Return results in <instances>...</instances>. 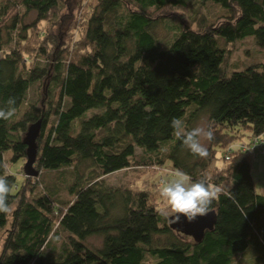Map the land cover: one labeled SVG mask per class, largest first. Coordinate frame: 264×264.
<instances>
[{
    "label": "trees",
    "instance_id": "1",
    "mask_svg": "<svg viewBox=\"0 0 264 264\" xmlns=\"http://www.w3.org/2000/svg\"><path fill=\"white\" fill-rule=\"evenodd\" d=\"M197 3L218 15L190 28L166 13ZM64 6L62 26L71 15L66 0H0V108L14 98L16 109L0 120V175L6 169L12 189V212L0 213V264H241L247 250L252 264H264L257 155L228 152L241 132L264 135V63L224 69L237 41L251 37L264 51V0H93L87 16L79 10L82 39L67 52L41 29ZM30 13L35 19L25 24ZM174 118L187 130L206 118L214 132L206 157L182 146ZM39 119L40 173L30 186L9 166L25 161L23 135ZM167 164L171 174L179 169L224 189L199 240L170 227L157 180L132 189L104 179ZM94 236L96 250L86 244Z\"/></svg>",
    "mask_w": 264,
    "mask_h": 264
},
{
    "label": "rangeland",
    "instance_id": "2",
    "mask_svg": "<svg viewBox=\"0 0 264 264\" xmlns=\"http://www.w3.org/2000/svg\"><path fill=\"white\" fill-rule=\"evenodd\" d=\"M66 2H67V6L69 7V10L71 11V15H70V20H68V22L64 26H62L63 23L60 22V20L64 15H66V13H68V10L65 6L64 9L61 10L56 15V18H54L55 22L53 19L51 20V22L47 21L41 26V29L45 31L46 35L48 36L51 35L52 37L58 38V42L59 44H62V47L65 50V52H67L73 46L79 45V43L81 42L83 26L79 18V10L84 9L85 15L87 16V13L90 11V8L87 7V5L93 3V0H66ZM166 13H168L170 17H173L175 22L177 21V19L179 20L180 18H182V21L190 28L192 27L196 28L199 26L200 23H204L205 20L207 22L218 15L215 7L212 6L210 8L208 7V5L206 4L202 5L200 3H197L190 10L174 9V10H168L166 11ZM34 19H35V14L30 13L24 18V23L30 24ZM60 33H62V35L64 34L66 35L61 37ZM159 35L161 37L166 36V31L164 30L163 27H160ZM255 63H264V51H260V49H258L254 45L253 39L251 37H248L244 40L237 41L235 44L230 45V49L228 51V54L226 55L224 69H226L228 72L229 70L232 69L231 68L232 66H236L237 70H241ZM32 90L34 91V93H37V87L32 88ZM200 123H207L206 118H201L196 123V126ZM241 133L244 134L243 137L241 139L236 138L229 145L233 146L238 143H247L248 142L247 134L243 132ZM204 143L208 149L210 147V142L205 141ZM5 156L6 159H8L9 153H6ZM25 161L24 162L19 161L17 162V164H15L12 167L9 166V172L12 175H15L18 181H23V179H25L23 174V166L25 164ZM219 165H223V162L219 163ZM35 170L38 172V174L40 173L39 169H37L36 167ZM137 171L123 170L109 174L104 179L109 185H113V186L127 185L132 189H149L152 184L156 183V180L158 182L159 177H162L165 180H169V181L174 178L173 174H171L172 171L170 170V164H167L164 168H159V169L151 168L148 170L142 168ZM47 175H48L47 177L49 178L46 182L54 180L55 177H57L56 172L48 173ZM37 177H28L31 178L30 186H34L35 183L38 182ZM252 177L255 183L257 194L263 195L264 194V156L253 157ZM32 194H33L32 191L27 192L28 197H30ZM156 195H158V193H156ZM59 196L63 197V200L65 201L70 199L65 192L60 193ZM167 207L168 206L166 202L164 201V199H162V203L159 209L161 210V212H163ZM2 238H3V233L0 231V243L2 242ZM86 244L90 248L96 250L99 249L101 246V239L100 237H95V236L90 237L87 239ZM246 253L249 256V259L248 260L242 259L241 264H252L254 258L253 254L249 250H247Z\"/></svg>",
    "mask_w": 264,
    "mask_h": 264
},
{
    "label": "clouds",
    "instance_id": "3",
    "mask_svg": "<svg viewBox=\"0 0 264 264\" xmlns=\"http://www.w3.org/2000/svg\"><path fill=\"white\" fill-rule=\"evenodd\" d=\"M7 109L0 108V120L11 119L16 112L14 98H9ZM170 127L173 135L181 141L182 146L192 155L204 158L208 155L205 141L211 142L214 139L212 126L208 123H200L191 130L185 128L184 122L179 118L171 121ZM7 171L0 175V213L10 214L12 205L8 201L11 186L7 180ZM174 178L163 184L160 195L167 204L162 212L170 224L180 222L181 216L185 217L188 223H192L197 217L206 216L211 212L213 202L224 193V189L211 183L207 178L193 181L185 172L177 169L173 173Z\"/></svg>",
    "mask_w": 264,
    "mask_h": 264
},
{
    "label": "water",
    "instance_id": "4",
    "mask_svg": "<svg viewBox=\"0 0 264 264\" xmlns=\"http://www.w3.org/2000/svg\"><path fill=\"white\" fill-rule=\"evenodd\" d=\"M41 130V120H37L28 126L22 143L25 145L26 161L23 166V174L25 177H37L38 172L34 169V163L37 157V139L39 138ZM211 215L207 214L203 217H197L192 223H188L186 218L181 216L180 222L170 224V227L175 229L179 233H183L193 238V240H199L205 229H209L213 223Z\"/></svg>",
    "mask_w": 264,
    "mask_h": 264
},
{
    "label": "built area",
    "instance_id": "5",
    "mask_svg": "<svg viewBox=\"0 0 264 264\" xmlns=\"http://www.w3.org/2000/svg\"><path fill=\"white\" fill-rule=\"evenodd\" d=\"M264 135L260 137H254V138H248L247 143H238V145L229 147L228 152H232L233 150H238L240 152H246V151H254L255 155L260 156L264 155ZM256 151V152H255ZM225 161H228L229 154H226ZM158 186L162 187L165 183V179L162 177H159L158 179Z\"/></svg>",
    "mask_w": 264,
    "mask_h": 264
}]
</instances>
